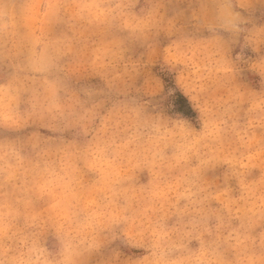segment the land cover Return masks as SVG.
<instances>
[{
	"label": "clouds",
	"instance_id": "clouds-1",
	"mask_svg": "<svg viewBox=\"0 0 264 264\" xmlns=\"http://www.w3.org/2000/svg\"><path fill=\"white\" fill-rule=\"evenodd\" d=\"M0 264H264V0H0Z\"/></svg>",
	"mask_w": 264,
	"mask_h": 264
}]
</instances>
